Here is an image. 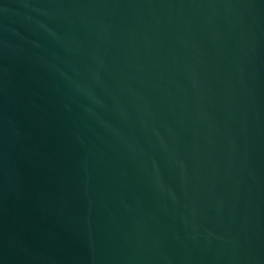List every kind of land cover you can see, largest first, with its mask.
Returning <instances> with one entry per match:
<instances>
[{
	"label": "water",
	"instance_id": "1",
	"mask_svg": "<svg viewBox=\"0 0 264 264\" xmlns=\"http://www.w3.org/2000/svg\"><path fill=\"white\" fill-rule=\"evenodd\" d=\"M0 264H264V0H0Z\"/></svg>",
	"mask_w": 264,
	"mask_h": 264
}]
</instances>
